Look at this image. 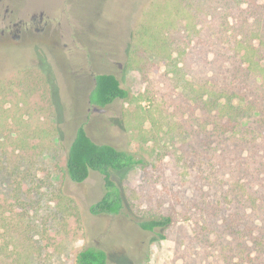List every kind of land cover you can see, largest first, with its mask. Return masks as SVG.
I'll use <instances>...</instances> for the list:
<instances>
[{
  "label": "rangeland",
  "instance_id": "obj_1",
  "mask_svg": "<svg viewBox=\"0 0 264 264\" xmlns=\"http://www.w3.org/2000/svg\"><path fill=\"white\" fill-rule=\"evenodd\" d=\"M167 1L0 0V203L16 248L33 264H75L89 246L104 249L110 264H206L201 246L187 244V224L166 239L139 225L176 202L159 192L181 189L184 209L193 130L203 125L185 81L168 79L174 56L129 63L134 30ZM98 73H114L130 99L91 105ZM80 124L95 141L148 161L146 170L112 172L125 199L119 214L90 212L105 191L102 173L83 182L68 177L67 151Z\"/></svg>",
  "mask_w": 264,
  "mask_h": 264
},
{
  "label": "trees",
  "instance_id": "obj_2",
  "mask_svg": "<svg viewBox=\"0 0 264 264\" xmlns=\"http://www.w3.org/2000/svg\"><path fill=\"white\" fill-rule=\"evenodd\" d=\"M156 6L149 22L133 32L131 47L136 46L129 63L174 56L168 79L177 85L185 81L192 106L203 113V125L193 130L184 209L177 207L181 189L159 192L176 202L162 203V213L139 225L166 239L179 222L187 224V244L201 246L206 264H264V0H168ZM182 22L189 33H182ZM131 96L114 73H98L88 98L91 105L106 107ZM147 164L132 151L95 141L84 124L77 127L66 157L74 182H83L92 171L103 174L104 194L90 206L94 215L124 209L113 171L133 166L146 170ZM6 211L3 199L0 264H33L30 255L16 248ZM75 264L110 262L104 249L89 246L78 252Z\"/></svg>",
  "mask_w": 264,
  "mask_h": 264
},
{
  "label": "flooded vegetation",
  "instance_id": "obj_3",
  "mask_svg": "<svg viewBox=\"0 0 264 264\" xmlns=\"http://www.w3.org/2000/svg\"><path fill=\"white\" fill-rule=\"evenodd\" d=\"M35 17L33 16V19H34ZM2 21H3V23H5L6 21V16H4L2 19H1ZM2 23V24H3ZM2 24H1V26H2ZM13 25H15V26H21V22H15ZM7 26V25H6ZM9 27V26H8ZM6 31H8V30H5V28H2L1 29V32L2 33H4V32H6Z\"/></svg>",
  "mask_w": 264,
  "mask_h": 264
}]
</instances>
